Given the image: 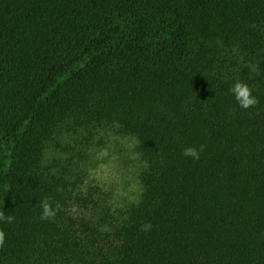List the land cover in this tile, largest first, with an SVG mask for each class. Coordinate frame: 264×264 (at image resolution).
Segmentation results:
<instances>
[{
	"label": "trees",
	"instance_id": "16d2710c",
	"mask_svg": "<svg viewBox=\"0 0 264 264\" xmlns=\"http://www.w3.org/2000/svg\"><path fill=\"white\" fill-rule=\"evenodd\" d=\"M109 135L145 165L122 209L86 190ZM0 211V264H264V0H0Z\"/></svg>",
	"mask_w": 264,
	"mask_h": 264
},
{
	"label": "rangeland",
	"instance_id": "374dc122",
	"mask_svg": "<svg viewBox=\"0 0 264 264\" xmlns=\"http://www.w3.org/2000/svg\"><path fill=\"white\" fill-rule=\"evenodd\" d=\"M136 145L133 139L109 135L88 152L86 190L114 209H122L140 196L139 175L145 165Z\"/></svg>",
	"mask_w": 264,
	"mask_h": 264
},
{
	"label": "clouds",
	"instance_id": "9594fccd",
	"mask_svg": "<svg viewBox=\"0 0 264 264\" xmlns=\"http://www.w3.org/2000/svg\"><path fill=\"white\" fill-rule=\"evenodd\" d=\"M231 94L239 104L240 108L248 110L259 106V99L253 95V89L245 82L237 81L230 89ZM204 151V146L199 148L195 146L186 147L183 150V156L198 161L201 157V153ZM54 205V206H53ZM39 207L42 209L41 220L54 222L57 214L63 211V206L59 202H54L51 197H46L39 202ZM73 213L77 211L76 207L71 209ZM14 216L7 215L4 211H0V222L11 224L14 222ZM153 225L150 222H146L141 225L140 230L142 232H150ZM6 243V233L0 229V250H3Z\"/></svg>",
	"mask_w": 264,
	"mask_h": 264
}]
</instances>
